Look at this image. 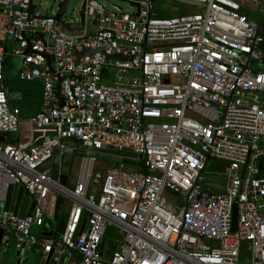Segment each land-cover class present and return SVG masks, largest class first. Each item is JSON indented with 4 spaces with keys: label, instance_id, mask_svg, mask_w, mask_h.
<instances>
[{
    "label": "built area",
    "instance_id": "obj_1",
    "mask_svg": "<svg viewBox=\"0 0 264 264\" xmlns=\"http://www.w3.org/2000/svg\"><path fill=\"white\" fill-rule=\"evenodd\" d=\"M124 1L134 9L82 0L68 30L30 0H0V257L13 243L14 264L30 246L37 264H243L245 248V264H264V0H184L197 9L164 17L158 0ZM7 57L19 80L41 83L32 116L10 104L23 93L6 89ZM62 141L132 152L146 171L81 157L63 187L39 168ZM210 158L229 163L226 181L212 180L224 191L201 186ZM10 185L30 199L22 218L3 208ZM53 193L69 201L57 235ZM45 222L51 235L32 231ZM107 227L121 239L105 254Z\"/></svg>",
    "mask_w": 264,
    "mask_h": 264
},
{
    "label": "water",
    "instance_id": "obj_2",
    "mask_svg": "<svg viewBox=\"0 0 264 264\" xmlns=\"http://www.w3.org/2000/svg\"><path fill=\"white\" fill-rule=\"evenodd\" d=\"M69 0H60L57 4V9L55 11V19L59 21L66 29L68 30H76L79 29V24L68 22L69 20H63L62 16L66 11V7ZM36 5L33 4L32 0H30V13H34V9ZM83 3L81 4L80 10L78 12L81 22L83 21ZM39 16H45L40 14ZM261 32L264 35V18L261 20ZM3 44L0 41V46ZM93 50L86 49L83 51L84 54H90ZM110 56H107L109 58ZM119 58L124 59V56L118 55ZM47 61L49 63V57L46 56ZM56 89H59V84H57ZM0 140H4L3 136H0ZM73 155H78L82 158H93L96 160H102L106 162H112L119 165H137L139 167L142 166V162L137 160V155L129 152V151H118V150H106V151H98L91 147H86L82 144H77L75 142L69 141H62L61 145H57L53 149L52 157L40 165V169L50 168V176L54 181H57L61 186L66 187V183L69 178V170L71 165V159ZM259 168L261 170L260 177L264 178V157L260 158L258 162ZM205 178L207 179L204 181L201 186L205 188H210L215 191H224L225 186L223 184L212 182V180H218L222 183L226 181V177L224 175L213 174L209 172L204 173ZM64 198L61 195L56 196L55 206L53 211V218L54 220H58L60 218L62 208H63ZM30 206V199L28 195L24 193V188L22 186H9L6 193V199L3 204V208L5 210H11L18 217L22 218L28 208ZM85 225V221L82 223L81 230ZM48 229V223L45 222V226ZM237 227V208L236 205L233 207L232 213V231H235ZM46 233V232H45ZM2 230L0 229V238H1ZM50 234L51 233H46ZM105 236L108 238H114L115 240L121 239V234L118 230L107 227L105 230ZM49 260V256L47 261ZM64 258L61 257L58 264H63Z\"/></svg>",
    "mask_w": 264,
    "mask_h": 264
},
{
    "label": "rangeland",
    "instance_id": "obj_3",
    "mask_svg": "<svg viewBox=\"0 0 264 264\" xmlns=\"http://www.w3.org/2000/svg\"><path fill=\"white\" fill-rule=\"evenodd\" d=\"M60 0H32L33 4L36 5L35 8V12L37 14H51L54 13L57 9V4ZM100 4L104 5L106 8H111L112 4H117L119 5L122 9L125 10H133L134 7H131V4L127 1L124 0H97ZM82 4V0H69L67 7H66V11L64 12L62 19L63 20H71L75 17H79V10ZM156 6L160 9V16H169L171 15V13L168 12H163L161 9L162 7H165L167 10H196L197 6L196 5H192L190 2L184 1V0H179V1H172V0H158L156 2ZM9 44L13 43V39H9L8 40ZM5 81H6V89L7 90H21V88L23 87L24 84H29L26 83L25 81H21L19 80L17 74H14V72L12 71V69L14 67H12V63L10 61V58L7 57L6 62H5ZM259 70H264V65H261V67H259ZM31 92H33L34 94L40 95L41 91L37 88H34L33 90H31ZM11 105H13V108L15 110H17V112L19 113V115H23L24 117H29L32 116L34 111L30 108H26V107H20L21 106V102L19 101H11L10 102ZM13 136V134H12ZM81 161V157L78 155H73L72 159H71V165H70V170H69V178L68 181L66 183V187L67 188H72L77 172H78V168H79V163ZM115 163L112 162H106V161H102V160H96L94 162V167H98V168H104L107 166H113ZM119 165V164H118ZM229 163L227 161L224 160H218V159H212L210 158L207 162V166H206V171L209 173H213V174H219V175H225L226 174V168L228 167ZM125 169H128L130 171H136V170H141V168L137 165H120ZM57 196V194L53 193L51 196ZM163 197L166 198V200L170 201L171 203H176L177 201H180L181 199L178 198L177 194H174L171 191H168L166 194H163ZM52 200V199H51ZM64 208L69 204V201L64 199ZM1 204H0V208H1ZM49 207V206H48ZM262 211L264 212V208L262 209ZM65 212V209H64ZM64 212H62L60 218L56 221H53V224L55 226V228H59L61 227V225L64 222L65 219V214ZM117 245L116 241L113 238H106L105 239V254L110 253L111 250ZM16 248L14 247V244L11 243L10 246L7 248L6 253L1 255L0 257V264L3 263H7V264H13L16 260ZM242 263L245 264L248 261L247 258V249L243 248L242 250ZM38 259V255L33 251H29L27 252V261L29 263H34L36 260ZM65 264H75L74 259L72 260H66Z\"/></svg>",
    "mask_w": 264,
    "mask_h": 264
},
{
    "label": "crops",
    "instance_id": "obj_4",
    "mask_svg": "<svg viewBox=\"0 0 264 264\" xmlns=\"http://www.w3.org/2000/svg\"><path fill=\"white\" fill-rule=\"evenodd\" d=\"M9 58H10V61L12 63V67H14L12 69V71L14 72V74H17L18 73V59L14 58V57H9ZM26 83H29V84H24L23 87L20 90L23 93V98L21 100V106L20 107L21 108L22 107L23 108L24 107L30 108V109H32L35 112V111H37L40 108L41 97H40V95H37V94H34L33 92H31V90H33L34 88H37V89H39L41 91V83L39 81H35V82H31V83L30 82H26ZM0 141H2V140H0ZM55 200H56V196L53 195V196L50 197L49 207H48L49 215H53L54 206H55ZM64 209H65V212H64ZM68 209H69V204L65 208H64V204H63L62 212H64V214H65V219H64V222L61 225V227L56 229L55 235L59 234L62 231V229L64 227V224L66 222ZM62 212H61V214H62ZM53 221H54V218H53V220H48V223L49 224L51 223L52 225H54ZM32 231L34 233H36V234H40L41 232L49 233V230H47V227H44V228L32 227ZM31 250H33L38 255V259L34 263H29L27 261V252H29ZM25 255H26V259L23 262V264H37L38 260L41 257V254L38 252L36 246L27 247L26 250H25ZM15 256H16V253H15ZM72 259H74L75 264H77V259L76 258H72ZM72 259H69V260H72ZM16 261H17V257H16L15 262ZM3 264H7V263H3ZM64 264H65V261H64Z\"/></svg>",
    "mask_w": 264,
    "mask_h": 264
},
{
    "label": "trees",
    "instance_id": "obj_5",
    "mask_svg": "<svg viewBox=\"0 0 264 264\" xmlns=\"http://www.w3.org/2000/svg\"><path fill=\"white\" fill-rule=\"evenodd\" d=\"M115 166H120V165H118V164H114ZM141 168V171H146V169L145 168H143V167H140ZM56 232L54 231V234H55Z\"/></svg>",
    "mask_w": 264,
    "mask_h": 264
}]
</instances>
